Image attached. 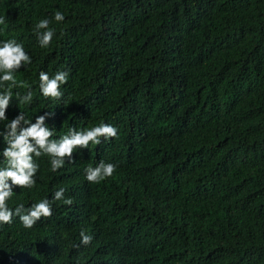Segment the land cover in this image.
Returning a JSON list of instances; mask_svg holds the SVG:
<instances>
[{
  "label": "trees",
  "instance_id": "16d2710c",
  "mask_svg": "<svg viewBox=\"0 0 264 264\" xmlns=\"http://www.w3.org/2000/svg\"><path fill=\"white\" fill-rule=\"evenodd\" d=\"M0 17V42L32 61L14 72L0 132L20 112L33 123L52 113L56 140L118 129L56 172L34 157L36 185L14 187L7 205L49 199L52 215L0 224V264H135L126 252L142 264H264V0H0ZM41 19L55 29L47 48ZM41 71L68 72L58 100L40 92ZM6 147L0 136V167ZM101 161L116 171L89 182ZM60 187L71 205L53 201Z\"/></svg>",
  "mask_w": 264,
  "mask_h": 264
},
{
  "label": "clouds",
  "instance_id": "9594fccd",
  "mask_svg": "<svg viewBox=\"0 0 264 264\" xmlns=\"http://www.w3.org/2000/svg\"><path fill=\"white\" fill-rule=\"evenodd\" d=\"M54 19L57 22H62L65 17L61 11H56ZM51 22V19H41L34 26L42 48H47L53 40L55 29L49 27ZM5 24V18L0 17V25ZM31 62V57L25 52L23 45L16 40L0 42V73H3L0 76V87L5 82H11L3 92H0V121L7 120L6 112L13 101L12 88L17 86L14 72ZM68 75V72L57 71L50 78L47 73L41 71L39 89L42 95L53 100L61 98L63 93L60 88L61 85L67 83ZM16 97L20 104H27L32 101L33 94L29 89L24 95L16 93ZM51 114L46 112L44 115H38L33 123L32 120L26 118L23 112H20L5 125V131L0 132V136H3L7 144L2 152L4 166L0 167V224H11L15 216L19 218L26 229H31L42 217L52 215V202L49 199L34 203L29 208H25L21 204L14 211L7 205V201L14 194V187L31 189L36 185L35 177L39 171V165L34 161V157L50 156L51 171L56 172L65 165V158L73 159L74 150L87 149L90 143L100 144L101 137L114 138L118 134L116 127L101 122L99 126L82 131L75 127L70 128L68 133L60 139H52L54 131L46 124V120ZM116 167L112 163L101 161L96 167L86 168V179L91 183H100L111 177L116 171ZM65 191L66 189L63 187L56 190L53 201L62 200L64 204L71 205L73 200L65 198ZM80 238L81 243L85 246L90 245L93 241V236L87 234L83 229L80 232ZM125 254L133 257L135 264L145 263L132 252Z\"/></svg>",
  "mask_w": 264,
  "mask_h": 264
}]
</instances>
